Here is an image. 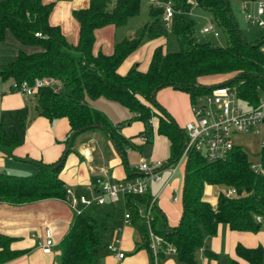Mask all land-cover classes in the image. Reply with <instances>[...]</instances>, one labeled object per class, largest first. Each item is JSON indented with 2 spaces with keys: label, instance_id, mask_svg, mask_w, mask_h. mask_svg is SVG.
<instances>
[{
  "label": "trees",
  "instance_id": "trees-1",
  "mask_svg": "<svg viewBox=\"0 0 264 264\" xmlns=\"http://www.w3.org/2000/svg\"><path fill=\"white\" fill-rule=\"evenodd\" d=\"M172 1L176 7L184 9L192 0ZM196 1L197 9L209 15L224 36L223 46L197 41L193 35L195 21L175 16L170 31L179 49L162 52L161 47L156 46L145 71H138L136 65H132L120 75L117 68L131 52L161 35L155 30L160 9L151 5L149 21L133 35L115 43L112 53L107 55L99 50L95 54L92 52L94 31L106 25H123L127 18L138 12L140 0H88L85 8L71 10V17L78 27L75 44L65 38L57 25L49 24L48 15L53 2L0 0V40L5 31H9L19 43L40 48L30 54L19 51L13 61L0 69V77L16 82L33 78L53 80L50 86L40 87L34 95L41 116L49 121L58 118L68 121L69 131L63 140L65 145L71 133L75 132L73 139L97 124L105 129L102 131L109 135L116 148L122 150L123 144L129 146L116 132V125L112 126L100 111L88 104L89 100L102 96L125 107L133 114L131 119L141 121L143 132L149 139L152 138L149 120L156 118V133L166 137L171 159L175 161L186 135L155 100L158 89L170 87L187 93L192 99L215 85H229L235 88L236 98L244 107L254 106L264 90V52L261 49L264 40L249 42L243 38L233 20L228 0ZM88 125L91 127L80 129ZM18 144L17 134L13 131L7 133L0 125V153L11 156ZM70 149L62 151L55 162H39L32 175L0 172V202L17 205L47 198L63 199L65 187L58 173ZM254 158L260 165L258 171L250 167ZM184 167L179 221L174 226L164 221L163 227L158 229L156 223L160 220V212L153 206L150 222L152 231L175 248L179 261L195 264L194 251L202 247L203 234L215 235L220 224L231 230L247 232H255L264 225V146L251 154L244 146L235 143L224 160L216 161H207L199 153L190 151ZM205 184L230 187L236 194L226 197L218 193L212 206L203 198ZM149 199L146 193L124 196V206L128 208L130 218L141 219L132 203L145 205ZM104 207V203L94 205L73 216L67 233L58 244L57 264H94L99 250L106 244L112 218ZM256 216L262 222H256ZM138 225L141 246L151 255L145 225L142 220ZM10 241V237L0 234V264L24 253L11 250ZM234 252L249 264L264 262L261 246L246 248L236 244ZM230 263L237 264L235 260Z\"/></svg>",
  "mask_w": 264,
  "mask_h": 264
},
{
  "label": "crops",
  "instance_id": "crops-1",
  "mask_svg": "<svg viewBox=\"0 0 264 264\" xmlns=\"http://www.w3.org/2000/svg\"><path fill=\"white\" fill-rule=\"evenodd\" d=\"M252 1L254 0H241V6L247 5L248 8H251ZM42 2H53L48 15L49 24L57 25L65 38L71 44H75L78 27L71 17V10L85 8L88 5V0H42ZM151 5L154 4L151 3ZM151 5L148 6V9ZM197 8H192L195 16L186 17L192 19L201 17L203 12ZM133 16L127 18L125 23ZM123 25H106L96 29L92 52L95 54L99 50L104 54H111L114 44L119 42L115 38L120 34L119 29H122ZM138 28L132 33H130V29L124 31L123 33L129 32L124 38L133 35ZM164 43L165 40L161 35L139 45L119 65L117 73L125 74L132 65H136L138 71H145L152 50L156 46H160L161 51L165 52ZM19 51L30 54L40 51V48L23 45L9 31H5L3 39L0 40V69L13 61ZM12 82L11 79L0 77V125L7 133L15 132L19 144L13 148L11 156L0 153V172L32 175L37 171L39 162L48 164L59 158L64 151L63 140L68 134L69 124L66 118L49 121L41 116L35 95L24 96L11 91ZM154 98L169 114L177 127L182 129L183 125L191 120V99L187 93L163 87L155 92ZM111 101L100 96L89 100L88 104L93 109L100 111L112 126L116 125V132L129 143V146L123 144L122 150H119L110 141L109 135H106L101 128L85 129L78 133L71 140V149L65 156L63 166L58 173L64 187L71 188L74 193L94 195L99 193L96 186L97 180L115 182L133 177L136 175L133 166L139 160H160L165 164L174 162V159H171L166 137L156 133V118L149 120L152 128V138L149 139L143 132L142 122L131 119L132 113H129L125 118V125H121L118 121L120 110L118 111L119 108H116ZM263 126L264 123L261 125L259 133H250L256 136L258 141L264 140ZM237 144L239 143L237 142ZM184 168V165L180 164L171 174L168 169L163 168L160 171V180L152 183L146 192L150 198L156 196V205L161 220L156 223L158 229L163 227L164 221L169 226H174L179 221ZM218 188L216 185H204V197L210 194V190H216L212 200H207L212 206L215 205L219 193ZM132 204L139 210L145 206L138 202ZM104 205L103 210L106 209L105 211L112 214L109 230L106 233V243L116 235L117 228H120L118 235L124 256L121 259H116L103 247L99 250L94 264H186L179 261L175 253L161 251L162 253L155 258L149 255L147 249L141 246L142 238L138 230V223L141 219L130 218L129 222L122 223V206L111 204L107 200ZM117 207L120 210L116 211ZM126 210L129 211L128 208ZM74 215L63 199L47 198L17 205L0 202V234L11 238L9 243L11 250L24 251L21 255L1 264H57L58 244L67 233ZM138 215L140 214L138 213ZM44 229L49 230L54 242L49 253L41 252L39 247ZM236 244L246 248L261 246L264 251V225L255 232L236 231L229 229L224 224L218 225L215 235L203 234L202 247L194 251L195 264H231L232 260H235L237 264H249L235 255Z\"/></svg>",
  "mask_w": 264,
  "mask_h": 264
},
{
  "label": "built area",
  "instance_id": "built-area-1",
  "mask_svg": "<svg viewBox=\"0 0 264 264\" xmlns=\"http://www.w3.org/2000/svg\"><path fill=\"white\" fill-rule=\"evenodd\" d=\"M150 2L160 7V21L168 30H170L171 22L175 16H195L192 8L198 7L196 0H192L189 7L184 9L176 7L172 0H150ZM242 10L246 22L264 29V0H254L251 8L243 5ZM204 19L206 23L199 28V33L210 34L212 38L217 39L219 37L218 28L209 16ZM34 35L39 36L38 33ZM52 81L48 78L13 81L10 88L11 91L30 96L34 95L40 87L50 86ZM190 113L191 120L186 122L182 128L186 135L183 148L173 163L165 164L160 160H139L133 166L136 174L133 177L115 182L97 180L96 186L99 193L94 195L74 193L71 188L65 187L63 200L67 202L75 215L85 208L101 205L106 200L111 204L120 202L123 207L122 223L129 222L130 213L124 206L123 197L145 194L152 183L160 180V171L163 168L168 169L171 174L178 165L185 163L190 151L199 153L207 161L224 160L235 144L236 135L259 133L264 122V90L254 106L244 107L238 102L233 86L215 85L202 94L194 95L190 102ZM142 139L145 138L142 137ZM263 146L264 140H261L259 148ZM250 167L254 171H258L260 165L252 163ZM219 193L226 197L236 194L230 187L221 188ZM153 206L157 208L156 196L151 197L144 208L137 209V212L146 228L148 249L152 257L155 258L160 251L175 253V248L152 231L150 222ZM255 221L262 222V219L256 216ZM119 230L120 228H117L116 235L104 246L106 252L113 254L116 259H121L124 256L118 235ZM53 244L49 230L44 229L43 238L39 244L41 252L49 253Z\"/></svg>",
  "mask_w": 264,
  "mask_h": 264
},
{
  "label": "rangeland",
  "instance_id": "rangeland-1",
  "mask_svg": "<svg viewBox=\"0 0 264 264\" xmlns=\"http://www.w3.org/2000/svg\"><path fill=\"white\" fill-rule=\"evenodd\" d=\"M241 4H242L241 0H236V1L230 0V1H228V6L230 9V12L232 14L233 20L235 22V25H236L239 33L243 36V38L246 41H249V42H256L259 40H263L264 39V29L257 27L255 25H251L244 20ZM149 5H151L149 0H140L139 10H138L137 14L135 16H133L132 18L128 19V21L121 27L122 29H119L120 34L116 35V38H115V39H117L116 41L120 42L122 39H124L125 35L127 33H129V32L123 33L124 31H126V30L129 31V29H130V31H131L130 33H132L137 27H140L145 22L149 21V16H148V6ZM152 7L160 9V7H158V6L152 5ZM202 16L193 18V20L196 22L195 28H194V34H193L194 37L199 42H211L213 45L223 46L225 43V39H224V36L222 35V33L220 32L219 29H218L219 30V37L217 38V40H213L211 38L210 34L199 33V31H198L199 28L203 24L206 23V20L204 19V17H208V15L205 13H203ZM160 17H161V9H160ZM172 22H171V25H172ZM155 30L157 32H159L165 40V43H164L165 44V52H174V51H177L179 49V46H178V43L176 42V38H175L174 34L170 30L166 29V27L162 24L160 19H158L156 22ZM261 49H264V44L261 45ZM166 98H167V96H166ZM111 102H113V104H114V106H116V108H119L118 111L120 110L119 111L120 116L118 117L119 123L121 125H125V123H124V121L126 120L125 118L127 117V115L130 112L127 111L125 108H123L122 105H119L117 102H114L113 100ZM117 114H119V113H117ZM263 129H264V126H263ZM247 134L248 135H245V136H244V134H241L238 137H235L234 142L235 143L238 142L241 146H244L245 149L251 154L257 153L259 151V142L260 141L257 140L256 136L251 135L253 133H251V134L247 133ZM251 160H253L252 162L254 164H259L258 160L256 158L251 159ZM183 165H184V163H183ZM218 187L219 188L217 190H221V188H223L224 186H218ZM215 194H216V190L213 189V190H210L209 195H207L205 197L203 196V198L211 201L212 197H214Z\"/></svg>",
  "mask_w": 264,
  "mask_h": 264
},
{
  "label": "water",
  "instance_id": "water-1",
  "mask_svg": "<svg viewBox=\"0 0 264 264\" xmlns=\"http://www.w3.org/2000/svg\"><path fill=\"white\" fill-rule=\"evenodd\" d=\"M92 126L95 127V128H101L102 130H105L103 127H100V126L97 125V124L92 125ZM90 127H91V125H88V126H85V127L80 128V129L83 130V129H85V128H90ZM74 133H75V132L71 133V134L68 136L67 143H66V145H65V147H64V151H65V152L69 149V147H70V145H71V140H72V136L74 135Z\"/></svg>",
  "mask_w": 264,
  "mask_h": 264
}]
</instances>
